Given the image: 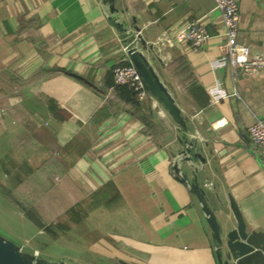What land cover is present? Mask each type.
I'll return each mask as SVG.
<instances>
[{
  "label": "crops",
  "instance_id": "crops-1",
  "mask_svg": "<svg viewBox=\"0 0 264 264\" xmlns=\"http://www.w3.org/2000/svg\"><path fill=\"white\" fill-rule=\"evenodd\" d=\"M238 1V40L264 54V0ZM115 4L119 11L113 13L106 0H0V107L18 114L0 122V160L19 164L14 159L27 151L26 158H47L42 169L62 175L53 193L18 199L10 189L21 181L20 171L6 170L14 174L7 185L0 169V205L25 227L35 226L44 240L93 254L84 261L61 256L68 261L219 264L202 204L173 162L201 184L210 183L208 202L225 228L236 224L230 194L248 227L264 231V157L248 131L256 118L264 120V71L234 79L223 61L226 35L214 0ZM113 17L138 25L153 45L147 53L175 94L187 117L185 134L205 163L195 156L184 160L183 132L154 97L137 109L109 84L113 67L129 60ZM196 20L211 33L200 50L185 37ZM215 85L226 91L218 99L209 91ZM142 115L160 130H149ZM21 136L36 146L15 149ZM28 163L22 167L34 169ZM25 206L39 212L43 225Z\"/></svg>",
  "mask_w": 264,
  "mask_h": 264
},
{
  "label": "water",
  "instance_id": "water-1",
  "mask_svg": "<svg viewBox=\"0 0 264 264\" xmlns=\"http://www.w3.org/2000/svg\"><path fill=\"white\" fill-rule=\"evenodd\" d=\"M109 2L110 9L113 13L118 12L116 0H106ZM115 27L121 33L124 43L127 47V53L130 62H132L141 74L145 85L152 95L172 117L174 122L182 131L179 136L180 141L184 144L182 154L184 160L192 159V156L198 157L202 162L207 158L201 152L195 150L194 142L190 141L185 134L189 131L187 117L179 106L176 96L170 86L164 80L152 60L147 50V40L141 34L138 25L128 26L124 21L113 17ZM142 45V48L140 47ZM146 49V51H145ZM173 168L180 179L189 185L191 191L196 195L202 204V209L206 215L208 224L212 229L213 239L216 243V255L219 264H264V231L260 229H250L240 210L236 200L229 194L230 207L234 213L236 224L225 228L220 222L214 208L209 204L206 185L201 184L197 175L193 178L182 168L178 161L173 162ZM0 264H82L79 261H68L66 258H55L42 255L18 241L6 236L0 230ZM95 264V263H87ZM98 264H134L123 259L111 263Z\"/></svg>",
  "mask_w": 264,
  "mask_h": 264
},
{
  "label": "built area",
  "instance_id": "built-area-1",
  "mask_svg": "<svg viewBox=\"0 0 264 264\" xmlns=\"http://www.w3.org/2000/svg\"><path fill=\"white\" fill-rule=\"evenodd\" d=\"M215 7L222 13L224 24V34L226 41L223 44L225 55L223 61L230 65L234 79L238 78L240 73L253 75L264 71V54L253 52L251 48L238 40L240 5L238 0H214ZM179 37L183 36L179 34ZM194 50H200L211 38V33L202 21H193L189 24L187 34ZM115 82L130 86L134 95L139 101H145L152 96L148 91L145 82L138 69L132 62L121 63L114 67ZM213 99H218L226 94L223 87L215 85L209 88ZM221 124L226 119L219 121ZM219 125V123H217ZM250 138L258 153L264 157V120H256L248 126Z\"/></svg>",
  "mask_w": 264,
  "mask_h": 264
},
{
  "label": "rangeland",
  "instance_id": "rangeland-1",
  "mask_svg": "<svg viewBox=\"0 0 264 264\" xmlns=\"http://www.w3.org/2000/svg\"><path fill=\"white\" fill-rule=\"evenodd\" d=\"M15 84L21 86L18 82L14 81ZM3 85V83H2ZM4 86H7V83H4ZM12 83L9 84L8 87H12ZM7 87V88H8ZM5 98V97H4ZM6 99V98H5ZM166 111V110H165ZM17 110H13L10 108V106H6L2 109V107H0V122L5 118H10L12 117V114L15 115V118H17ZM168 113V112H166ZM169 114V113H168ZM167 115V114H166ZM4 129V126H0V137H3L2 135V130ZM32 143V142H31ZM27 142V138H23L21 136V139L15 143V149L19 150V151H23L25 152L28 149H32L34 148V146H36V144H31ZM31 144V145H30ZM30 146V148H29ZM26 154L27 151L24 153H22V156H18L16 157V159H14L15 161L18 160L19 164H14L13 163V159H7V162L4 159L0 160V169L3 170L2 174L4 177V181L7 185H10V183H12L13 178L12 175L14 176V174H10L9 172L6 173V170L8 169L9 171H20V177H21V181L16 184V187L10 189V192H14L16 198L20 199L22 197H24L25 199H31L33 198H37L40 197V193H53V188L54 185L56 183H58L60 181V178L62 175H58L56 172L53 171V167H49L51 165H49L47 169H42V166L40 163L47 161V158H39V157H34V158H26ZM28 160L30 162V164L28 163ZM52 163L54 161V158H51ZM25 161H27V165H31V167H34V169H31L30 171H26L22 166V163ZM25 165V166H27ZM21 168V170H20ZM16 183V182H15ZM28 183H31L32 187L31 189H27L29 187V185H27ZM28 191L27 194L22 193V191ZM41 190V191H40ZM23 191V192H24ZM6 193V192H5ZM7 194V193H6ZM26 207V209H25ZM24 210H33V207L30 206H25ZM6 208L5 206L2 207L0 205V229L2 230L1 232L4 233L6 236L14 239L15 241L18 242H26L28 244V246L32 247L35 246L38 249H40L41 254L42 255H46V256H51V257H55V258H59L61 256H70V257H75V258H79L81 261H84L86 259L92 258L93 254L87 250H82V249H77L75 247H64L62 245H60L61 243L58 242H53V241H48V240H44V238H42V235L39 234V232L37 231V228H35V226H31L29 227H25L22 223H21V218L17 215H9L8 212L5 211ZM21 208V209H20ZM19 209L22 210L23 207H20ZM7 209V208H6ZM35 210V209H34ZM27 212V211H26ZM35 213L38 214V216H40L39 212H37L35 210ZM68 217L72 215V213L68 212ZM57 217H54V219L52 220V223H54ZM55 220V221H54ZM59 241V240H58ZM75 252V253H74ZM69 261L73 262V260L69 259ZM82 264H86V263H82Z\"/></svg>",
  "mask_w": 264,
  "mask_h": 264
},
{
  "label": "trees",
  "instance_id": "trees-1",
  "mask_svg": "<svg viewBox=\"0 0 264 264\" xmlns=\"http://www.w3.org/2000/svg\"><path fill=\"white\" fill-rule=\"evenodd\" d=\"M129 62H130V60H124V61H122V62H120L118 64L129 63ZM118 64H116V65H118ZM114 67H113L112 73H111L112 74V79L109 80V84H111V86L114 88V90L116 91V94L118 96H120L121 98H123L124 100H126V102L128 104L132 105V107H134V108L141 109L140 101L137 100V98L135 97L133 89L130 86H128V85H122V84H118V83L115 82V79H114ZM73 74H75V76H77L79 78H82L85 82L90 83V85L94 86V84L89 79L84 78L82 75H80L78 73H73ZM49 110H51V112L54 113V115H56L57 113H59V114L61 113L60 109H58L56 107H53V106H50ZM60 117H61V114H60ZM62 117H64V115ZM141 117H142V120L144 121L145 125L147 126V128L149 130L154 131V132L160 130V129H157L158 127L156 128V126H155V124L153 122H151V117L150 116L142 115ZM27 212H28V215L34 221L37 222V224L43 225L40 216H38V214L35 213L34 209L33 210L29 209V211H27Z\"/></svg>",
  "mask_w": 264,
  "mask_h": 264
}]
</instances>
